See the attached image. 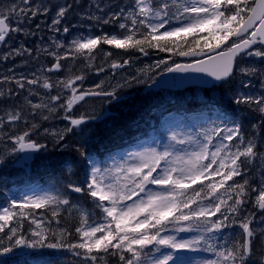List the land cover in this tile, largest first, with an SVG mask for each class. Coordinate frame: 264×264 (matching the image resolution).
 <instances>
[{
	"label": "snow or ice",
	"instance_id": "1",
	"mask_svg": "<svg viewBox=\"0 0 264 264\" xmlns=\"http://www.w3.org/2000/svg\"><path fill=\"white\" fill-rule=\"evenodd\" d=\"M24 2L27 3V0ZM136 7L139 10L138 16L144 19H138L137 15H133L131 25L132 28L141 25L147 29V32L142 34L143 39H135V33L132 32V28H129L128 31L131 34L122 39L113 35L73 40L72 50L89 58L100 43L125 50L138 48L142 52L145 51L142 47L145 44L149 47H157L160 51H172L161 42L181 33L186 36L195 34L194 39L188 43L187 50H181L179 55L203 56L208 53H215V55H208L207 61L199 60L194 65L176 64L175 67H168L167 71L204 72L216 81L227 80L233 75L237 57L242 54L264 60V0H184L183 3L175 0L176 11L171 15L177 19L183 17L187 22L180 26H172L171 30L166 29L162 34H159L160 29L165 28L169 22L166 19L170 16L169 4L164 2L162 6L154 9L147 0H136ZM7 11L18 15L15 7ZM66 11V8L61 7L57 16L63 18ZM20 12L25 10L20 8ZM35 14L32 12V15ZM0 17H2L0 18V42H4L10 30L20 31V29H10L7 23L9 16L3 11H0ZM59 18L53 20V23L59 24ZM116 18L119 19V17ZM124 19L127 20L128 17ZM103 22L107 24L111 22V18ZM210 25L213 27L209 30L208 36H200V33L208 29ZM119 27L125 29L128 26L126 23H120ZM67 31L68 28L65 27L64 32ZM232 37L236 39L225 50L217 52V49ZM201 40L204 41L203 46L200 44ZM210 40H214L215 44L210 43ZM205 49H208V53ZM65 58L67 57L58 56L54 68L60 69L59 60ZM111 66L117 68L121 65L113 63ZM256 71L257 69L251 67L240 68V72L244 75H252ZM82 79V76H76L63 82L65 88L72 90V95L67 100L68 111H71L74 103L83 100L85 95L115 96L114 91L85 92L77 96L76 89L72 88V85L75 80ZM18 83L21 88L24 87L23 83L19 81ZM27 83L35 84L37 80H28ZM42 86L46 89L52 87L47 81ZM59 98V96H53L52 100ZM236 103L255 104L256 110L264 115V95L242 96L236 99ZM33 107L38 108L41 105H33ZM8 119L9 121L18 120L20 114H9ZM65 119L69 118L66 116ZM70 123L72 127L67 128V132H72L73 128L84 124L85 117L71 119ZM203 135L204 142L199 139L191 141L198 150L186 152L185 155H178L167 149L163 152L150 149L132 156L131 163L126 162L114 170L107 168L102 170L89 161L92 163L91 172L85 169V179L81 184L69 183L66 187L73 193H86L94 201H98L95 206L104 214L105 222L100 224L93 222L89 225L87 215H82L80 226L76 228L80 242L69 243L67 247L82 249L85 258L92 260L94 264L97 257L93 253L113 255L119 253L122 264H144L145 249L148 248L159 253V256H154L151 264H170V262L181 264L179 256L174 260L171 253L161 252V249L196 251L202 246L203 250L212 252L216 257L203 261L202 264H246L253 251L255 236L253 228L250 227V219L245 218L239 222V227L243 230L241 239L225 241L223 245H216L210 241L213 234L221 233L230 225L237 223L234 214H238L240 206L246 202L248 181L244 180L241 183L234 178L241 176L242 166L245 163H251L257 156L255 139L245 140L241 133V125L235 121L231 126L214 127L210 133L205 132ZM28 136L29 133L25 132L15 138L14 143L17 147L14 151L38 152L46 147L28 140ZM216 137L220 138V143L213 145V139ZM60 139H63V135ZM171 139L177 144L188 143L184 139L177 138L176 135H173ZM233 141L236 143L233 144ZM210 146L215 150H210ZM229 181L233 183L229 184ZM197 184L203 187L193 188ZM148 185H156L163 191L154 192L148 189ZM221 189L224 190L223 193L216 195ZM142 193L146 198L142 197L138 201H133L132 204L126 203ZM202 200H208V205H204ZM229 201L232 203L229 204ZM255 204L264 212V187H261ZM60 205L70 206V200L63 194L28 197L21 199L19 203L13 197L10 206L0 211V221L3 222L0 223V233H5V228L10 221L14 219L22 221L29 216H34L36 209H50L52 217L55 218L59 214L57 209ZM193 205L196 207L193 208ZM213 217L217 218L213 219ZM31 223L36 226V230L31 231V239L25 238L22 234L18 235L20 226L8 227V233L5 235L12 246H4L0 255L11 253L13 247L20 246L49 249L65 246L62 242L63 233L60 240L53 241L49 239L48 233L35 218L31 220ZM169 231L197 232L199 235L192 239L178 240L174 234L163 235ZM219 238L223 239L222 236ZM125 253L129 255L125 256Z\"/></svg>",
	"mask_w": 264,
	"mask_h": 264
},
{
	"label": "rangeland",
	"instance_id": "2",
	"mask_svg": "<svg viewBox=\"0 0 264 264\" xmlns=\"http://www.w3.org/2000/svg\"><path fill=\"white\" fill-rule=\"evenodd\" d=\"M27 1L30 2V6H26L24 0H2L0 4V11H3L11 19V23L9 20L10 26L20 29V31H13L7 44L0 46V161L4 162V166L0 170V211L4 207L10 206L13 197L19 203L21 199L45 194H63L70 200V206H59L57 209L59 214L56 216L59 219L52 217L50 209H36L34 216H29L22 221L16 219L10 221L8 227L20 226L18 235L22 234L25 238L31 239V231L36 230L35 224L31 223V220L35 218L48 234L50 232L52 235L55 233L54 238L57 240L61 239V233H63V243L66 240L65 231L61 230L60 226L58 227V223H73L74 229L69 240L73 243H79L80 236L76 232V228L80 226L82 215H87L89 225L93 224V222L96 224L105 222L104 214L95 206L98 201H94L86 193H82L83 197L81 199L79 198L80 196L71 192L67 193L68 188L66 186L69 183L81 184L85 179V169L90 173L92 163L102 170L106 168L114 170L126 162L131 163L132 156L150 149H155L158 152H163L166 149L172 150L178 155H185L186 152L198 150L197 146L191 141L199 139L204 142L203 134L205 132L210 133L214 127L232 125L227 124L229 123L228 116L222 111L221 106L217 105V107L213 102L220 95L225 101L232 102L235 105L238 104L236 99L239 97H260L264 95V60L254 56H245L238 65L235 78L225 87L223 92L213 90L206 95L205 92L198 90L185 95L188 99L197 100L199 104L198 112L190 116L185 123L181 122L175 115L162 113L161 116H158L156 125H148L147 127L148 130H157L159 132L158 136H155L150 141L147 140L136 145L132 152H119L113 158H106L102 162L94 157L87 158L84 172L78 177L64 168V175L56 178L50 188H44L38 182L39 178L47 171L50 155L53 152L57 151V149L64 151L73 146L75 150L80 147H86L91 142L90 137L95 133L97 127H103L104 129L113 127L116 113L120 117L125 118V114L136 112V105L126 95L130 93L136 96L142 95V97L148 98L153 106H159L160 102L165 103L172 99V95L167 92L146 94L144 88L156 79L159 73L166 71L168 67L179 64V60L171 55L164 56V54H150L148 56L142 54L136 58L125 57L121 53L114 52L113 48L109 50L108 44L105 43H100L94 49L91 58L87 55L75 53L72 50L73 40H81L88 37H111L113 35L117 36L118 39H122L124 36L131 34L128 29L132 28V16L137 15L138 19H144L138 16L139 10L136 7V0ZM147 2L154 9L162 6L164 2L169 4L170 16L166 17L169 21L166 24L169 30H171L172 26H180L187 22L183 17L177 19L171 15V13L176 11L174 7L175 0H147ZM179 2L183 3L184 0H179ZM74 3L83 7H75ZM12 7L16 8L18 15L8 13L7 10ZM61 7L67 9L63 18L57 16ZM20 8H23L25 12H20ZM32 12L36 14L32 15ZM25 13L28 14L27 23L21 20ZM116 17H119V19ZM124 17H128V19L125 20ZM57 18L60 19V23L54 24L53 20ZM109 18H111V22L105 24L103 21ZM120 23H126L128 27L121 29L119 27ZM28 25H39V29L40 25H44L45 34L42 35L38 31L31 39L27 38L28 29L23 27ZM65 27L68 28L67 37L64 35ZM142 28L144 27L137 25L136 28H132V32L136 36ZM162 33L161 31L159 34ZM60 45H63V47H60ZM58 56L67 57L59 60L63 68L61 76L49 71L57 62ZM161 61L163 63H160ZM124 62L132 64L129 70L125 72L111 71L113 63L123 64ZM247 67L255 68L257 71L252 75L242 74L240 68ZM76 76L83 77L82 80H75L72 85V88L76 89L77 96L85 92L111 91L115 92V96L108 100L90 99L87 101L84 96L83 100L74 103L71 111H68L67 100L71 97L72 90L65 88L63 82ZM28 80H37V83L28 84ZM18 81L23 83V88L19 86ZM45 81L52 87L49 89L44 88L42 85ZM53 96H59L60 98L53 101ZM239 104L248 108L246 114L249 121L254 116L252 111L260 115L261 119L259 118V120H262L264 127V115L256 110L257 106L255 104ZM33 105H41V107L37 108L33 107ZM108 110L112 111L114 116L109 119L103 118L104 112ZM15 113L20 114V119L9 121V114ZM66 116L69 119H65ZM81 116L85 117V123L73 128L72 132H67L66 129L72 127L70 120ZM140 121L142 122L143 120ZM25 132L29 133L28 137L33 134L46 147L36 156L32 165L24 169H17L14 168V163L20 157V152L14 151L16 146L13 145V140ZM61 135H63V139H60ZM173 135L188 141V143H175L171 139ZM73 142H76V144H72ZM217 143H220V141L217 140L215 144ZM258 145L253 172L254 174L256 172L261 173V178L258 179L259 189H261V187H264V158H262L264 157V139ZM180 149L184 151H178ZM54 156L56 155L52 154V157ZM45 183L49 185L50 180L45 179ZM148 189L154 192L163 191L156 185H148ZM258 196L259 194H257L254 201H256ZM142 197L146 198L142 193L140 196H134L133 200H129L126 203L132 204L133 201H138ZM84 199L87 205L83 202ZM212 199L215 201V197ZM202 203L208 205L209 201L204 200ZM234 216L237 220L249 217L251 220L250 227L255 232L253 241L259 238V233L262 235L257 240V246L254 250L256 255L250 259L255 261L256 256L264 254V212H261V215L255 219L245 212H239L234 214ZM0 223L3 222L0 221ZM50 226H52V229ZM8 227L5 228V233H8ZM5 233H0V248L12 246ZM168 234L176 235L178 240L192 239L199 235L197 232L176 233L169 231L163 233V235ZM22 249L32 250L34 248L13 247V251ZM75 251V254L72 251L66 253V258L75 260L79 264H94L92 260L85 258L82 249H76ZM187 251L189 250L173 251L171 249H161V252L171 253L174 260L177 257L176 255H183ZM77 253L80 254L77 255ZM93 255L97 257L95 264H122L119 260V253L115 255L93 253ZM124 255L128 256L129 254L125 253ZM154 256H159V253H155L152 248L145 249L144 264H151ZM180 262L181 264H196L194 262L188 263L181 259ZM43 264L47 263L44 262ZM259 264L264 263L260 262Z\"/></svg>",
	"mask_w": 264,
	"mask_h": 264
},
{
	"label": "trees",
	"instance_id": "3",
	"mask_svg": "<svg viewBox=\"0 0 264 264\" xmlns=\"http://www.w3.org/2000/svg\"><path fill=\"white\" fill-rule=\"evenodd\" d=\"M213 26H209L208 29L204 30L200 33V36L207 37L209 30H211ZM143 31L139 32L134 38L135 39H143V33H146V29H142ZM195 37V34L185 35L181 33L177 36H171L166 39V41H162L161 44L171 48L172 51H160L157 47H149L147 44L143 45L145 51H140L138 48H129L127 50L121 48H114L115 52L119 54L133 55L141 53L152 54V53H160L165 55H171L175 58H179V52L181 50H187L188 43H190ZM174 42V43H173ZM212 44H215L214 40L209 41ZM201 46H203L204 41H200ZM206 50V49H205ZM199 51V49H197ZM226 85L224 86V88ZM223 92V91H221ZM184 94H177L176 100H168L165 103H160L159 106H146L143 108L141 105L136 112H131L129 119L125 117V119H120L116 122L112 129L100 132L99 135H95L91 138V142L88 144L91 149H80L77 150H66L60 154L59 156L50 157V161L48 163V167L50 171L42 175V181L48 178L50 180V185L53 184L54 178L64 175V168L71 171V173L75 174L78 177L80 174L84 172V166L86 159L88 157H95L98 160H104L106 158L114 157L121 151L130 150V148L134 147L137 143L138 139H146L149 137V130L146 128L143 129L145 125L140 120L146 121V126L153 125L158 120V116L164 112H174L178 113H188L196 111L193 107L195 103L191 100H187L183 97ZM221 101V106L223 111L228 115L231 121H235L239 125H241V133L244 136L245 140L254 138L256 143V150H258V143L264 139V127L262 122L259 120L260 115H258L255 111H252L254 116H252V120L249 121V118L246 114L247 107L241 105L237 107L231 102L225 101L220 95L218 98ZM177 108V110H176ZM141 118V119H140ZM255 126V127H254ZM90 140V138H89ZM259 140V141H258ZM236 141H233L235 144ZM93 145V146H92ZM92 146V147H91ZM71 148H74L71 147ZM235 149H233L234 151ZM83 153V155H81ZM243 159V158H242ZM253 164L245 163L242 168V175L234 178L235 181H239L241 183L244 180L248 181L247 187V195L245 197V203L240 206L239 212H245L246 214H250L251 217H256L258 210L255 204V197L257 196L259 189V181L261 178L260 172H253ZM263 181V179H262ZM207 183V181H205ZM232 184V181L228 182ZM46 184L43 182V185ZM203 187L202 185H194L193 188L199 189ZM259 189V191H257ZM191 192V190H189ZM223 189L220 190L217 195L223 193ZM226 198V197H225ZM83 202L87 205L85 199ZM232 201H229L231 204ZM219 216V214H217ZM59 219L58 217H55ZM217 217H213L216 219ZM236 219V217L234 216ZM249 219V217H248ZM237 220V219H236ZM242 220H237V223L234 225H230L227 229H224L221 233L213 234L211 243L216 245H223L225 241L232 242L234 239H241L242 235L239 233L241 228L239 227V222ZM60 226L64 228L66 231L65 236L66 240L63 243L65 246L57 249H49L47 247L43 248H35L32 250H20L18 252L12 251L11 253L0 255V264H43L46 262L47 264H79L75 260H71L66 258V253L72 251L75 254L76 249H69L67 245L70 242L69 237L74 229L73 223L63 224L60 223ZM52 229V226H50ZM50 240H57L54 238L52 233L48 234ZM223 237L220 239L219 237ZM253 250H255V244L253 245ZM3 252V248H0V253ZM214 259L216 258L214 254L211 252ZM116 264V263H114Z\"/></svg>",
	"mask_w": 264,
	"mask_h": 264
},
{
	"label": "water",
	"instance_id": "4",
	"mask_svg": "<svg viewBox=\"0 0 264 264\" xmlns=\"http://www.w3.org/2000/svg\"><path fill=\"white\" fill-rule=\"evenodd\" d=\"M236 38L232 37L234 41ZM229 45V41L224 43L217 52L223 51L226 46ZM255 47V46H254ZM208 53V52H206ZM208 55H215V53H208ZM208 55L197 56L188 55L181 56V60H194L196 64L199 60H208ZM243 55V54H242ZM238 58V57H237ZM183 65V64H182ZM235 69V67H234ZM234 73V71H233ZM232 77V76H231ZM230 77V78H231ZM230 78L224 81H216L213 77L208 76L204 72H192V71H176V72H166L159 76L158 81L148 87V90L159 91L160 89H169L172 91L185 90L187 88L199 87V88H211L212 86H219L222 82L228 81ZM35 151H24L22 152L23 158L22 162H31Z\"/></svg>",
	"mask_w": 264,
	"mask_h": 264
},
{
	"label": "flooded vegetation",
	"instance_id": "5",
	"mask_svg": "<svg viewBox=\"0 0 264 264\" xmlns=\"http://www.w3.org/2000/svg\"><path fill=\"white\" fill-rule=\"evenodd\" d=\"M28 140H30V141H34V142H36V143H38V144H43L42 142H40L39 140H37L36 139V137L34 136V135H31L29 138H28ZM15 141V140H14ZM14 141H13V143H14ZM15 144V143H14Z\"/></svg>",
	"mask_w": 264,
	"mask_h": 264
},
{
	"label": "bare ground",
	"instance_id": "6",
	"mask_svg": "<svg viewBox=\"0 0 264 264\" xmlns=\"http://www.w3.org/2000/svg\"><path fill=\"white\" fill-rule=\"evenodd\" d=\"M72 2V1H71ZM73 9H75V7H73ZM46 111V110H45Z\"/></svg>",
	"mask_w": 264,
	"mask_h": 264
}]
</instances>
